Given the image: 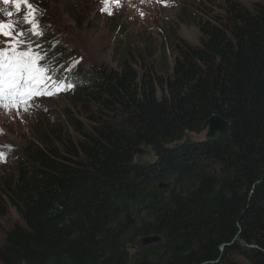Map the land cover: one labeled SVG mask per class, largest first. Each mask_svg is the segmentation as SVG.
Masks as SVG:
<instances>
[{"label":"trees","instance_id":"obj_1","mask_svg":"<svg viewBox=\"0 0 264 264\" xmlns=\"http://www.w3.org/2000/svg\"><path fill=\"white\" fill-rule=\"evenodd\" d=\"M200 32L161 74L123 59L69 95L98 118L77 142L27 144L7 191L23 225L0 264H264V0L229 2ZM213 115L224 133L189 139Z\"/></svg>","mask_w":264,"mask_h":264},{"label":"rangeland","instance_id":"obj_2","mask_svg":"<svg viewBox=\"0 0 264 264\" xmlns=\"http://www.w3.org/2000/svg\"><path fill=\"white\" fill-rule=\"evenodd\" d=\"M260 1L29 0L37 9L35 19L47 18L50 24L43 39L45 44L62 48L66 60L75 62L82 71H99L107 78L121 72L123 59L135 68L138 64L149 72L155 70L161 74L167 65H172L176 46L182 42L193 47L200 45V25L223 17L227 3L235 2L251 9ZM26 11L24 8L22 17ZM0 21L8 22L1 8ZM9 39L0 36V48ZM154 53L156 57L152 60L150 55ZM97 118L96 107L87 99L67 95L27 106V110L25 105L8 110L0 107V152L8 157L0 161V246L10 230L23 225L20 215L8 202L7 191L14 183L18 161L25 158L27 144L42 138L52 141L57 131L77 142ZM205 134V130L200 134L190 133L189 139L202 140ZM237 260L239 264H251L241 257Z\"/></svg>","mask_w":264,"mask_h":264},{"label":"snow or ice","instance_id":"obj_3","mask_svg":"<svg viewBox=\"0 0 264 264\" xmlns=\"http://www.w3.org/2000/svg\"><path fill=\"white\" fill-rule=\"evenodd\" d=\"M3 4H12L16 13L26 8L23 19L12 20L14 13L4 11L8 22L0 21V36L10 38L5 47L0 48V107L6 110L18 107L21 103L38 95H54L56 91L64 90V84L57 82L50 75V69L40 62L45 59L32 48V42L26 39V32L18 26H28V34L37 38L43 35L35 19L37 9L29 0H0ZM107 2V0H105ZM111 14V13H109ZM22 47V46H25ZM67 87H71L68 85ZM25 110L27 105L25 104ZM0 153V159H3Z\"/></svg>","mask_w":264,"mask_h":264},{"label":"clouds","instance_id":"obj_4","mask_svg":"<svg viewBox=\"0 0 264 264\" xmlns=\"http://www.w3.org/2000/svg\"><path fill=\"white\" fill-rule=\"evenodd\" d=\"M46 19L47 18L42 20L41 18L40 19L38 18V23H41V24L46 25V26L50 25V24L47 23ZM45 29L47 30V28H45ZM43 39L44 38L40 39L39 43H41L43 45V47L45 48V50L47 52L48 62L52 63L53 65H55L54 67L59 68L58 69L59 72L61 71L62 67L66 68L64 73H63L64 76H63V74L61 76H57L56 74L52 73L54 80H56L57 82H62L64 84V90L56 91V89L54 88L53 92H55V94L51 95L52 97L45 98L43 96H40V97L39 96H34V97L30 98L29 100H27L26 102L21 103L16 108H20V106L25 105V104L27 106H30V107L32 106L33 107L34 105H36L38 103H43V102H47V101L57 100L60 97H64L65 95L69 96L73 91H76V90H79V89L91 88L93 82L95 80H97V78L100 75L99 71L92 72V73L82 71L80 69V67L77 64H75V62H74L75 66L72 69H70L69 68V62L70 61L69 60L67 61L66 60L67 56L63 55V49L62 48L56 49L55 46H51V47L47 46V44H45ZM54 51L59 52V57L58 58L51 57L52 52H54ZM50 61H52V62H50ZM67 79H74V80H71V85L74 86L73 88H68L67 87L68 86L66 84ZM78 84H82V87H77ZM142 149L145 150V149H149V148H142ZM0 153H3V152H0ZM3 155H4V153H3ZM144 156H145V154L142 155V154L138 153L136 162L138 163L139 158L140 157H144ZM18 157H19V155L15 156V158H14L15 162L17 161ZM5 159H8V157L4 155V158L0 159V161H2V160L6 161ZM153 161H154V155H153V160L149 164H151Z\"/></svg>","mask_w":264,"mask_h":264},{"label":"water","instance_id":"obj_5","mask_svg":"<svg viewBox=\"0 0 264 264\" xmlns=\"http://www.w3.org/2000/svg\"><path fill=\"white\" fill-rule=\"evenodd\" d=\"M228 127V122L225 121L223 118H221L218 115L211 116L204 124L203 129L206 131L204 140H217L226 130ZM139 154H145L144 157H140L138 160V163L141 165H148L153 160V154L150 149H140L138 150ZM141 156V155H140ZM158 241L156 238L152 239H146L144 241V244L150 245V244H156ZM242 258V257H241ZM235 262H239L236 259H234Z\"/></svg>","mask_w":264,"mask_h":264}]
</instances>
